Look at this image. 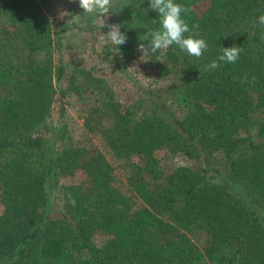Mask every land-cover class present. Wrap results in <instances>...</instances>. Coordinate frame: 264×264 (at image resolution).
I'll use <instances>...</instances> for the list:
<instances>
[{"label": "trees", "instance_id": "obj_1", "mask_svg": "<svg viewBox=\"0 0 264 264\" xmlns=\"http://www.w3.org/2000/svg\"><path fill=\"white\" fill-rule=\"evenodd\" d=\"M203 1L174 0L199 26L185 35L207 50L149 54L152 82L123 105L82 67L83 81L65 88L56 53L74 29L99 39L96 56L123 71L145 32L161 27L150 0H121L95 24L78 0H0V264H264V0H208L199 13ZM57 4L67 25L56 29L44 9ZM112 24L127 36L119 48L107 42ZM232 46L235 63L207 70ZM71 88L87 92L82 125L123 170L125 192L106 155L58 123ZM161 152L189 164L164 171ZM95 234L106 238L98 245Z\"/></svg>", "mask_w": 264, "mask_h": 264}, {"label": "rangeland", "instance_id": "obj_2", "mask_svg": "<svg viewBox=\"0 0 264 264\" xmlns=\"http://www.w3.org/2000/svg\"><path fill=\"white\" fill-rule=\"evenodd\" d=\"M208 3V0H204L200 6H197V11L199 13L202 12ZM44 12L53 28H63V26L67 25V12L63 4L54 5L51 9L46 8ZM64 36L63 47L56 53L55 62H63L66 66V76L62 81L65 88L67 86L75 87L83 81L84 77H82L81 70H79L82 67L90 70L91 74L95 77H99V75L105 77L112 85L115 95L121 103L123 105H129L138 96L140 85H148L152 82L153 75L150 73L149 57L148 55L141 56L142 54L138 50V47L124 70L118 71L109 64L101 62L93 51L99 45V39L94 40L88 34H76L74 29L65 30ZM86 94V91L76 92L74 88H71L62 99L58 94L60 100L55 111L56 119L58 123L61 122L67 125V133L75 143L99 148L106 155L114 165L113 173L116 178L115 184L125 192L126 185L123 170L120 169L117 161L112 159L111 153L104 144L101 136L98 133L86 131L82 125L87 106L89 105L88 99L85 97ZM60 104L64 106L62 112L60 111ZM158 159L164 171L173 170L181 164H189L188 161H185L179 155H171L163 152L158 154ZM195 164L197 163H193V165ZM82 177V174L78 173L64 177L61 182L63 184L77 182ZM58 211L59 205L56 199L53 198L52 213L56 214ZM105 238L106 236L101 234L94 235V241L98 245Z\"/></svg>", "mask_w": 264, "mask_h": 264}, {"label": "clouds", "instance_id": "obj_3", "mask_svg": "<svg viewBox=\"0 0 264 264\" xmlns=\"http://www.w3.org/2000/svg\"><path fill=\"white\" fill-rule=\"evenodd\" d=\"M79 7L83 9L86 18L92 19L95 24L97 18L108 17L113 12H119L127 4H122L121 0H78ZM149 7L159 13V23L161 27L156 30L146 31L143 41L147 45L140 43L138 50L141 56L156 54L161 50H166L173 44L177 45L181 51L189 56L200 58L207 50L208 44L205 39L195 36H186V33L198 29V25L193 24L191 29L182 14H187L190 9L184 5L175 3L174 0H150ZM119 9V11H117ZM62 15V14H61ZM258 23L264 25V15L258 19ZM107 34V42L119 48L127 42V36L121 32L120 25L112 24ZM241 48L237 46L222 49V54L217 60H213L207 65V70H215L220 67L221 62L235 63L239 59ZM69 203L75 206V199L69 194Z\"/></svg>", "mask_w": 264, "mask_h": 264}]
</instances>
